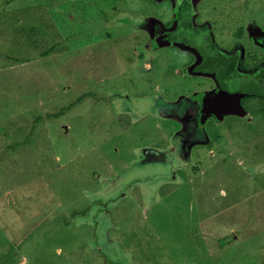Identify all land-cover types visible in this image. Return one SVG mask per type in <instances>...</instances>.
<instances>
[{
  "label": "rangeland",
  "instance_id": "1",
  "mask_svg": "<svg viewBox=\"0 0 264 264\" xmlns=\"http://www.w3.org/2000/svg\"><path fill=\"white\" fill-rule=\"evenodd\" d=\"M198 2L223 52L264 56V0ZM172 16L0 0V264H264V100L186 117L215 82L150 48Z\"/></svg>",
  "mask_w": 264,
  "mask_h": 264
},
{
  "label": "flooded vegetation",
  "instance_id": "2",
  "mask_svg": "<svg viewBox=\"0 0 264 264\" xmlns=\"http://www.w3.org/2000/svg\"><path fill=\"white\" fill-rule=\"evenodd\" d=\"M168 5L173 10V16H172L173 18L170 20V22L166 23L164 27L156 28L149 45L150 48H152L151 43L155 35L159 31L162 30L167 31L168 37H167L166 45L170 46L169 49L170 55L173 52L172 51L173 47L175 46L176 47L180 46L181 48H184V50L190 51L188 52L186 57L189 59V62H192V64L189 65L190 68L188 73L192 75H196L198 77L211 76L215 82V88L213 90H210L203 94L195 95L191 99L188 106L186 107L185 116H189V119H193V121L195 120V122L200 123L199 119L205 114L202 115V112L199 114H195V107L192 101H194V99L197 98L198 96L200 97L204 94L209 95L210 93L219 90H225L231 94H237L243 97V98L240 97L239 105L241 106V109L244 110L247 107L245 103L246 101L245 98H247V96L253 97L252 95H249L245 92L247 90V85L250 84L252 80L257 82V80L253 79L252 70L255 71L260 69L261 76L260 78H256V79H261V82L259 83L260 85L258 87L260 88L261 91L260 98L264 100V56H262L261 59H259L256 55H251V54L247 55L246 49L242 51L241 48H238L235 52H231L228 54L223 52L217 46V44L212 40L210 30L207 27L199 26L196 24V19H197L196 12L198 10V5H199L198 0H168ZM205 35H208V38L210 39L212 46L215 49V52H217V54L214 55L215 56L214 58L216 59L214 63L215 73L202 71V64H204V58L202 52L204 47ZM238 39H241V33ZM262 39L263 37L260 38V41L259 40L258 41L264 47V44L262 43ZM159 47L152 49H157ZM175 55H179V52H175ZM254 57L258 58V60L257 59L255 60L256 65L251 70H247V63L248 65L251 64L252 62L250 61V59ZM236 58H238L237 61ZM221 68H223L225 73L220 72ZM217 73L220 76L217 75ZM181 74L183 75V72H181ZM241 99H243V102ZM205 104L206 103L201 105L202 111L203 108L205 107ZM215 112L216 115L220 118H222L225 115L234 114V113H228L225 115H221L218 110H215ZM190 124L191 123L188 124L186 122V125H190Z\"/></svg>",
  "mask_w": 264,
  "mask_h": 264
},
{
  "label": "trees",
  "instance_id": "3",
  "mask_svg": "<svg viewBox=\"0 0 264 264\" xmlns=\"http://www.w3.org/2000/svg\"><path fill=\"white\" fill-rule=\"evenodd\" d=\"M78 26L82 27L80 24H78ZM79 35H80L79 31L74 32L72 35H70L68 37V39L71 41L73 39H78ZM52 47H53L52 50L46 52V54H44V57L49 56L50 55L49 53L51 51H53L54 48L56 49V45L52 46ZM202 54H203V58H204V64H202V71L215 73L214 63H215L216 59L214 58L215 57L214 55L217 54V52H215V49L212 46V43H211L210 39L208 38V35L204 36V47H203ZM256 59L258 60L257 57H254L250 60L252 62L251 64L248 65V63H247V70H251L256 65L255 64ZM28 60H27V62H28ZM237 60H238V58H236V61ZM220 70H221L220 71L221 73L224 72L223 68H221ZM217 75H219V74L217 73ZM252 76H253V79L257 80V82L252 80L251 83L247 85V90L245 92L249 95H252L253 97H260L261 91H260V88L258 86L260 85L259 83L261 82V79H256V78H260V76H261L260 69L255 70V71L252 70ZM258 80H260V81H258ZM207 97H208V94H204L200 97L198 96L197 98L194 99V101H192L193 105L195 107V114H199L202 112L201 105L206 103ZM186 117H189V116H186Z\"/></svg>",
  "mask_w": 264,
  "mask_h": 264
},
{
  "label": "water",
  "instance_id": "4",
  "mask_svg": "<svg viewBox=\"0 0 264 264\" xmlns=\"http://www.w3.org/2000/svg\"><path fill=\"white\" fill-rule=\"evenodd\" d=\"M168 32L165 30L159 31L152 43L151 47L155 48L160 45L167 43ZM262 43L264 44V37L262 39ZM240 95L231 94L225 90H219L216 92H212L208 95L205 107L203 108L202 115L206 114L212 110H218L221 115H225L228 113H241L242 109L239 105ZM234 238V235H232Z\"/></svg>",
  "mask_w": 264,
  "mask_h": 264
}]
</instances>
